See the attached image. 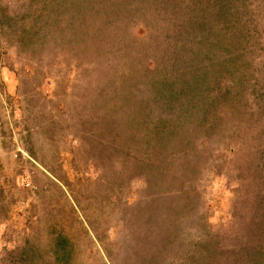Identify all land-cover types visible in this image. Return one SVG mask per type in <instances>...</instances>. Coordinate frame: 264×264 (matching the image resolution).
Here are the masks:
<instances>
[{
  "label": "rangeland",
  "instance_id": "1",
  "mask_svg": "<svg viewBox=\"0 0 264 264\" xmlns=\"http://www.w3.org/2000/svg\"><path fill=\"white\" fill-rule=\"evenodd\" d=\"M0 264H264V0H0Z\"/></svg>",
  "mask_w": 264,
  "mask_h": 264
}]
</instances>
